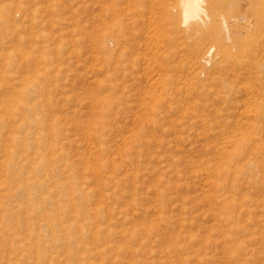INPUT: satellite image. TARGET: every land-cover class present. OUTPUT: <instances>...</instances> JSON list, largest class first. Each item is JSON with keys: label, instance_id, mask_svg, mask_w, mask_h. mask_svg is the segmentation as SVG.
<instances>
[{"label": "rangeland", "instance_id": "rangeland-1", "mask_svg": "<svg viewBox=\"0 0 264 264\" xmlns=\"http://www.w3.org/2000/svg\"><path fill=\"white\" fill-rule=\"evenodd\" d=\"M98 3L0 0V264H264L260 92L116 75Z\"/></svg>", "mask_w": 264, "mask_h": 264}, {"label": "bare ground", "instance_id": "bare-ground-1", "mask_svg": "<svg viewBox=\"0 0 264 264\" xmlns=\"http://www.w3.org/2000/svg\"><path fill=\"white\" fill-rule=\"evenodd\" d=\"M99 4V47L102 53H116V75L137 73L142 61L159 76L160 82L153 80L152 85L158 83L165 90L183 85L187 78L180 75L187 70L194 73V81L204 76L216 85L255 88L264 100V0H99ZM196 66L205 70L198 68L195 74Z\"/></svg>", "mask_w": 264, "mask_h": 264}]
</instances>
